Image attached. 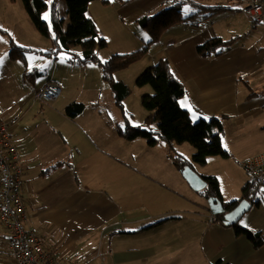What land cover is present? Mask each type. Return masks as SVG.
Listing matches in <instances>:
<instances>
[{
    "label": "crops",
    "instance_id": "obj_1",
    "mask_svg": "<svg viewBox=\"0 0 264 264\" xmlns=\"http://www.w3.org/2000/svg\"><path fill=\"white\" fill-rule=\"evenodd\" d=\"M164 1L128 0L123 3L121 0L123 6H120V2L113 0L110 6V0L107 6L113 12L106 14L97 9L99 0L89 2L86 16L93 21L98 33L107 42V46L98 50V53L108 58L114 53L138 49L148 39V35L136 23L137 19L160 10ZM59 4L60 1L58 10L63 18ZM216 6L234 9L229 5ZM222 12L233 14V10ZM216 14L218 13L212 16ZM106 17L112 19L104 20ZM195 20L169 26L158 40H168V57L176 60L180 74L188 79L185 95L180 99L184 103L179 105L188 110L193 121L200 117L221 115L235 117L240 124L252 118L255 121L257 119L258 128H264L263 40L260 50L252 51L248 58L245 51L234 52L236 44L248 32L247 19L244 32H233L230 37L213 31L205 37L202 33H197L196 29L182 37L180 26H188ZM100 22H103L102 26ZM134 24L146 33L145 38H141L143 35L140 29L132 30L128 27ZM260 24L264 27V23ZM108 26L128 27L131 35L112 36L105 32ZM194 27L197 28L196 25ZM262 33L264 38V29ZM213 36L232 41L226 48L224 59L211 65L207 61L210 56L200 57L195 48ZM157 54L147 52L142 57L148 56L147 59L141 61L136 69H120L114 73V78L129 85L127 79L131 78L133 72L147 63H154ZM203 64L207 66L204 67ZM64 69L58 77L51 76L43 83L53 80L62 87L60 95L63 100L56 104V108L51 109L56 114L53 115L56 117V129L44 115L35 112L29 114L30 106L23 110L27 99L12 110L1 111L8 116L16 113L21 115L13 129L12 141L21 156L22 200L25 206L22 225L40 239L42 247L51 256L58 258L67 254L73 257L75 264H188L182 255H189L188 247L195 243L198 248L196 252L201 259L190 258V262L205 264L207 242L211 244L207 258L209 264H264V230H259L252 222L241 224L252 232L256 229V232L262 233V245L257 249L253 248L244 234H236L232 224L214 222L219 214H213L204 195L195 193L181 177H178L179 184L162 180L150 155L146 156V160L138 161L137 168H128L134 171L135 177L124 179L122 156L108 146L105 119L99 117L98 120L96 115L86 113L89 107H96L98 103L96 96H93L95 94H92L91 85L87 90L69 89L70 72L67 67ZM220 71L223 76L217 80ZM217 81L222 82L221 87ZM238 84L253 91L251 95L263 97L259 101L243 99L238 104ZM71 102L85 105L74 117H68L64 113L65 107ZM76 120H79V124L75 123ZM79 125L84 129H80ZM116 142L118 139L113 137L114 146ZM109 149L113 152L110 153ZM190 153L193 154L192 151ZM110 154L117 156L119 160L109 162ZM191 167L201 176L213 175L202 174L197 168ZM213 176L217 178L216 175ZM220 192L222 202L241 199L231 200L225 198L222 190ZM192 194H201L202 200L195 201ZM262 197L263 194L261 200ZM210 216L212 220H209ZM206 218L213 223L208 227L210 233L207 237L206 228H199V224ZM0 233L4 235L6 247V250L0 248V264H14L6 245L5 232L2 230ZM90 234L97 235V242L93 246H86L85 240Z\"/></svg>",
    "mask_w": 264,
    "mask_h": 264
},
{
    "label": "rangeland",
    "instance_id": "obj_2",
    "mask_svg": "<svg viewBox=\"0 0 264 264\" xmlns=\"http://www.w3.org/2000/svg\"><path fill=\"white\" fill-rule=\"evenodd\" d=\"M58 1H60L59 7L61 15L64 19L63 27L65 29L68 24L65 11L66 6L64 0ZM112 1L113 0H111V2ZM117 1L120 2L121 6V0ZM163 1L164 0H161V2ZM178 1L179 0H165L164 3L160 5V8L162 9L164 7H168ZM182 1L184 2V5L181 9L183 16H188L192 14L206 15L210 12V10L198 11L199 7H197L196 5L194 6L192 4H189L188 1H190V3H199L201 5L207 6H216L220 4L229 5L234 8L232 9L233 14L231 15L226 14V12H222L212 17L210 16L209 18H206L205 21H203V18L200 15L192 17V19L196 20L193 22L191 21L188 26H180V35L182 37L187 36L188 33L193 32V30L195 29L197 33H202V35L205 37H208L211 31L217 34H222L224 36L230 37L233 32L239 30H241V32H244L245 28L247 27V19L248 32L245 35L243 34V38L236 44L234 52L237 53L238 51H245L247 52L249 58V53H253L252 51L260 50L262 40L263 47L264 38L262 32L264 27L260 23H256V26L252 25L253 22L250 20V18L241 11L239 12L241 6L239 2L240 0H229L228 2L226 0ZM126 2H128V0H123V3ZM99 3L100 5L97 7V9L101 12L105 14L113 12L111 7H108L107 4L105 5L101 1ZM112 4L113 2L110 6H112ZM23 9L24 8L20 0H0V28L5 30V32L0 31V111L4 112L12 110L13 108L17 107L21 103V101L27 99V105L24 107L23 110L30 106L31 109L28 110L29 114L31 112H35L44 115L47 119L50 120V123L56 129V117L53 116H56V114L51 109L56 108V104L62 101L63 98H61L60 95L54 101L40 102L39 100L37 101L33 97V93H35L39 86L43 84L48 78H50L51 76H54L55 78L58 77L57 75L60 74L62 71H65L64 68L67 67L70 72L68 76V83L70 85L69 89L75 90L76 88H79L80 90H87V88H89V86L91 85V89L93 91L92 94H95L93 96H96L98 103L96 107H89L86 110V113H92V115H96L98 120L99 117L105 119V130L107 132L106 138L107 142L109 143L108 146L114 148L117 153L122 156L121 158L125 167L124 179H132L133 177H135L136 174L134 173V171L129 170L128 168H137L138 161H144L147 158L146 156L150 155V160L156 164L157 172L161 175L162 180H166L169 183L173 181L174 183L179 184L178 177H181L184 181L181 171L175 168V166L170 161L169 156H167V147H165L160 142L156 143V145H148L147 141L143 138H136L133 140H125L122 138H118L115 131L118 126H123V119L120 111L118 110V108H116L114 104L112 92L109 85L105 83L101 78V71L99 67L94 63L78 64L70 63L68 61L71 55H74L75 53L79 54L80 48L78 46L72 48L69 51L62 50L61 48L56 57L44 56L41 54H37L39 52L34 51H24L23 53H25V55L22 58H17L15 60L10 59V40L14 42V45H19L23 48H37L43 52L48 51L51 48L49 38L46 39L37 31H35V28L30 23V20L25 10ZM46 14L47 13L44 14V17ZM111 19L110 17H106L104 20L108 21ZM100 24L102 26L103 22H100ZM194 25H196L197 28H195ZM128 27H130L132 30L136 28L140 29L139 31H141V35H143L141 36V38H145L147 36L146 33L141 30V28H138L137 24L128 25ZM128 27L115 26L111 28L108 26L106 27L105 32L110 35L112 34V36H117L118 34L131 35ZM167 47L168 40H165V38H163L160 41L152 42L148 47V53H158L156 60L160 57L167 58L170 65L169 68H171L173 74L176 76L177 80H179L183 84L185 89L188 79L185 75L180 74L176 66V60H173L172 58L170 59L168 57L166 53ZM226 52L227 49L224 48L219 55L213 54L210 56V58H208L207 61L211 65L219 63L224 59V53ZM222 53L223 56H220L222 55ZM97 55L101 60L106 59L103 55L99 54L98 52ZM146 57L148 56L137 60L136 62H134L136 64L133 63L124 69L126 71L136 69V67H138V65L142 63L141 61H145V59H147ZM149 64L151 66V63H147L142 68H138V73H136V70L131 75V78L127 79V82H129V85H127L130 88V94L126 97L127 99L123 102V106L125 105L124 109L126 113L130 115L128 120L130 121V124L132 126L146 127L148 129L155 130L156 125L151 123H144V118L147 112L144 107H142V104L140 102V98L143 94H152L153 90L149 85L137 86L134 82L137 75L142 70H144V68L148 67ZM203 66L205 67L207 66V64H203ZM232 68L233 67H231V69ZM222 76L223 73L220 71V73L217 74V80H220ZM80 84H82V86ZM217 84H219L221 87L222 82L217 81ZM252 92L253 91H250V89L242 87V84H238V104L242 103L243 99H252L255 101H259L263 97L262 95H251ZM74 93L78 94L77 92ZM179 103L183 104L184 100H180ZM21 114H24V112H21ZM218 118L220 119L223 126V133L221 137L222 146L229 152V156L222 157L218 154L212 155L208 158L206 165L198 166L197 164L192 163V166L197 168L202 174L216 175L218 178L217 180L219 182L220 190L224 192L225 198H230L231 200L237 199L241 196V186L246 181L250 180V176L240 165V160L244 161L248 157L264 152V128H258L257 119L255 121L252 118H248L246 121L239 124L237 118L235 117H226L220 115ZM78 121L79 120H76L75 123L79 124ZM74 127L77 128L76 126ZM78 127L80 129H84L80 125ZM113 137L118 139V142H116V146L112 144ZM174 148V152L180 153L186 156L187 158H191L190 151H195L194 147H192L189 143L186 142H183L181 144L174 143ZM109 152L111 153L113 152V150L109 149ZM115 159L119 160L117 156H113L110 154L109 162H114L113 160ZM194 192L196 193V191ZM262 194L263 200H261ZM192 195L195 201L200 202L202 200L201 194ZM263 206L264 186L258 185L256 197L253 198L251 207L247 211H245L244 214L238 220L239 225L245 222H252L253 226H257L259 230H264ZM209 220H212V216H210ZM212 224V222L208 221V218H206L203 223L199 224V228H206L205 237L209 235L210 229L208 227ZM2 230L5 232L3 226H1L0 224V231ZM255 230L256 229H253L254 232H256ZM3 237L4 235H0L1 249L6 248L5 240ZM96 242L97 235L90 234L85 240V245L93 246ZM188 250H190L189 255H182L186 263L192 264L190 262V258H197L200 261L201 256H199L200 254L196 252L198 248L195 243H191V245L188 247ZM210 251L211 244H207L206 242L204 255L206 257L205 264H209L207 258L209 257ZM176 256L178 255L176 254Z\"/></svg>",
    "mask_w": 264,
    "mask_h": 264
},
{
    "label": "trees",
    "instance_id": "obj_3",
    "mask_svg": "<svg viewBox=\"0 0 264 264\" xmlns=\"http://www.w3.org/2000/svg\"><path fill=\"white\" fill-rule=\"evenodd\" d=\"M20 1L35 31L46 39L49 38L51 48L43 52L37 48H23L22 46L14 45V42L10 40L9 57L11 60L22 58L25 55L24 51H34L44 56L56 57L61 48L69 51L78 46L80 48L79 54L71 55L68 61L79 64L94 63L99 67L101 78L109 85L114 104L123 119V126H118L115 132L119 138L125 140L143 138L148 145H156L158 142L164 144L167 147V156H169L170 161L178 170L185 165L191 167L192 163L204 165L208 157L212 155L229 156V152L222 146L223 126L218 118L219 116L200 117L198 120L193 121L188 110L179 105L180 99L185 95V89L183 84L177 80L171 68H169L170 65L167 58H158L151 66L144 68L134 81L137 86L149 85L153 90L152 94H143L140 102L147 112L144 123L156 125L155 130L130 124L128 120L130 115L126 113L125 106H123L124 99L130 94V88L123 81L116 80L114 73L141 59L148 52L149 45L158 41L169 26L178 22L189 21L196 15L206 19L214 13L232 10V8L210 7L188 1L189 4L199 7L198 11L210 10V12L206 15L192 14L183 16L181 9L184 2L179 0L168 7L158 10L156 13H147L137 19L136 23L148 35V39L140 48L127 53H115L105 60H101L97 55V50L106 47L107 42L98 33L93 21L86 16V7L92 0H64L68 20L65 29L63 27L64 19L60 16L58 10V0ZM100 1L106 5L110 0ZM45 13L48 16L47 20L44 19ZM0 31L5 32L1 28ZM231 41V39L223 40L218 36H213V38H208L197 45L195 50L203 58L213 54L219 55L224 48L226 49L231 44ZM84 108L85 105L82 103L71 102L65 107L64 113L68 117H74ZM183 142L189 143L195 149L190 159L174 152V143L181 144ZM202 177L207 184L198 193L203 194L206 199L208 197H216L222 201L217 178L213 175H202ZM256 194V188L252 187L248 181L241 186V199H246L252 203ZM236 202L237 200L223 201V204L226 209H230ZM221 216V214L217 215L215 220L221 221ZM232 227L237 235L244 234L253 248L257 249L262 245L261 232H252L239 225L238 221Z\"/></svg>",
    "mask_w": 264,
    "mask_h": 264
},
{
    "label": "built area",
    "instance_id": "obj_4",
    "mask_svg": "<svg viewBox=\"0 0 264 264\" xmlns=\"http://www.w3.org/2000/svg\"><path fill=\"white\" fill-rule=\"evenodd\" d=\"M240 11L253 23H264V0H240ZM59 83L50 80L34 93L40 102L53 101L61 93ZM21 115H5L0 111V224L5 230L6 245L14 264H75L73 257L64 254L51 256L40 239L24 228V200L22 197V168L20 152L12 141V132ZM250 176L248 181L257 190L264 186V154L248 157L240 162Z\"/></svg>",
    "mask_w": 264,
    "mask_h": 264
},
{
    "label": "water",
    "instance_id": "obj_5",
    "mask_svg": "<svg viewBox=\"0 0 264 264\" xmlns=\"http://www.w3.org/2000/svg\"><path fill=\"white\" fill-rule=\"evenodd\" d=\"M180 171L184 178V181H186V183L192 190L198 192L205 188L207 184L206 181L189 165L181 167ZM207 202V205H209V208L213 214L222 215V224H232V226L236 221H238L240 216L251 207L252 204L248 200L242 198L238 200L232 208L226 209L223 202L216 197H208Z\"/></svg>",
    "mask_w": 264,
    "mask_h": 264
},
{
    "label": "snow or ice",
    "instance_id": "obj_6",
    "mask_svg": "<svg viewBox=\"0 0 264 264\" xmlns=\"http://www.w3.org/2000/svg\"><path fill=\"white\" fill-rule=\"evenodd\" d=\"M45 19H47L48 18V16H47V14L45 15V17H44Z\"/></svg>",
    "mask_w": 264,
    "mask_h": 264
},
{
    "label": "clouds",
    "instance_id": "obj_7",
    "mask_svg": "<svg viewBox=\"0 0 264 264\" xmlns=\"http://www.w3.org/2000/svg\"><path fill=\"white\" fill-rule=\"evenodd\" d=\"M255 188V187H254Z\"/></svg>",
    "mask_w": 264,
    "mask_h": 264
}]
</instances>
